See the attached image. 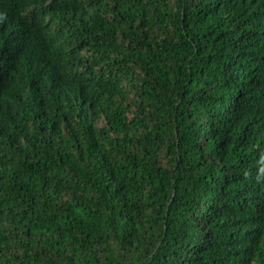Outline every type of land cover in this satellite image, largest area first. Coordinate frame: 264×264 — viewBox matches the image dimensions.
Here are the masks:
<instances>
[{"label":"trees","instance_id":"trees-1","mask_svg":"<svg viewBox=\"0 0 264 264\" xmlns=\"http://www.w3.org/2000/svg\"><path fill=\"white\" fill-rule=\"evenodd\" d=\"M0 264H264V0H0Z\"/></svg>","mask_w":264,"mask_h":264}]
</instances>
